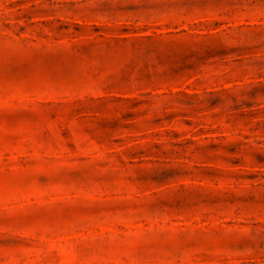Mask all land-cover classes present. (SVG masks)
Masks as SVG:
<instances>
[{
	"label": "rangeland",
	"instance_id": "rangeland-1",
	"mask_svg": "<svg viewBox=\"0 0 264 264\" xmlns=\"http://www.w3.org/2000/svg\"><path fill=\"white\" fill-rule=\"evenodd\" d=\"M0 264H264V0H0Z\"/></svg>",
	"mask_w": 264,
	"mask_h": 264
}]
</instances>
